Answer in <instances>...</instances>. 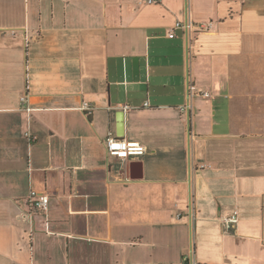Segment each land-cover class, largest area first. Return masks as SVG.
<instances>
[{
  "label": "crops",
  "instance_id": "1",
  "mask_svg": "<svg viewBox=\"0 0 264 264\" xmlns=\"http://www.w3.org/2000/svg\"><path fill=\"white\" fill-rule=\"evenodd\" d=\"M0 264H264V0H0Z\"/></svg>",
  "mask_w": 264,
  "mask_h": 264
},
{
  "label": "built area",
  "instance_id": "2",
  "mask_svg": "<svg viewBox=\"0 0 264 264\" xmlns=\"http://www.w3.org/2000/svg\"><path fill=\"white\" fill-rule=\"evenodd\" d=\"M161 0H139V4H158ZM181 23H175L174 28H181ZM210 25H206L203 28L207 29ZM169 38L174 37L173 31L168 33ZM203 96H208L207 93H203ZM20 102L22 104H26V98L24 96L20 97ZM148 103H145L144 106H147ZM90 109L87 103H84L81 107L82 111H88ZM26 111L29 112L30 109L26 108ZM186 107L180 108V113H186ZM23 136L30 143H34L36 141V137L25 132ZM105 148L106 152L109 156H112L116 159L120 160H129L136 159L144 156L146 154V148L142 144L136 141H127L124 139H119L114 137L111 134H108L105 140ZM23 204L27 208V216L29 219L33 220L35 213H43L46 211L49 195L47 192H39L35 190H30L27 196L23 199ZM238 222V213L237 211H233L230 215L222 218V223L226 226L235 225Z\"/></svg>",
  "mask_w": 264,
  "mask_h": 264
},
{
  "label": "water",
  "instance_id": "3",
  "mask_svg": "<svg viewBox=\"0 0 264 264\" xmlns=\"http://www.w3.org/2000/svg\"><path fill=\"white\" fill-rule=\"evenodd\" d=\"M189 118H190V115H189V111H188V113H187V123H188V130H187V132H188V137H189Z\"/></svg>",
  "mask_w": 264,
  "mask_h": 264
}]
</instances>
